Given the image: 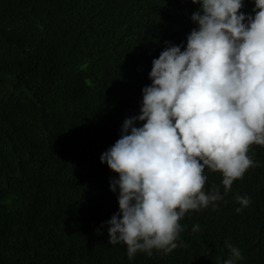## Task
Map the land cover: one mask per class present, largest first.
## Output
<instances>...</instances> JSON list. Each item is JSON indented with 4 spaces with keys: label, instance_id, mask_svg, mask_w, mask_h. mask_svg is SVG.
I'll return each instance as SVG.
<instances>
[{
    "label": "trees",
    "instance_id": "obj_1",
    "mask_svg": "<svg viewBox=\"0 0 264 264\" xmlns=\"http://www.w3.org/2000/svg\"><path fill=\"white\" fill-rule=\"evenodd\" d=\"M191 0H0V264H264V146L223 200L186 213L171 253L110 245L118 176L100 157L138 116L153 59L197 25ZM254 0L241 12L255 15ZM137 127L142 122H137ZM248 197L241 207L236 197ZM199 230L193 232V227Z\"/></svg>",
    "mask_w": 264,
    "mask_h": 264
},
{
    "label": "clouds",
    "instance_id": "obj_2",
    "mask_svg": "<svg viewBox=\"0 0 264 264\" xmlns=\"http://www.w3.org/2000/svg\"><path fill=\"white\" fill-rule=\"evenodd\" d=\"M191 2L200 10L186 47L165 42L140 114L124 120L120 138L100 157L118 176L109 182L110 191L119 190V211L107 222L108 243L126 245L129 259L176 249L186 213L223 200L219 187L205 191V169L222 175L226 194L259 166L250 147L264 146V0H254V16L241 12L244 0ZM236 200L237 213L250 204ZM225 246L231 256L223 264L242 259Z\"/></svg>",
    "mask_w": 264,
    "mask_h": 264
}]
</instances>
